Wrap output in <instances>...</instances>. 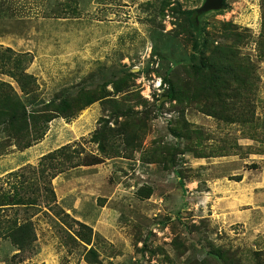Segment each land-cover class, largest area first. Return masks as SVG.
<instances>
[{"label": "rangeland", "instance_id": "1", "mask_svg": "<svg viewBox=\"0 0 264 264\" xmlns=\"http://www.w3.org/2000/svg\"><path fill=\"white\" fill-rule=\"evenodd\" d=\"M205 1L77 0L78 16L57 18L68 0H0V46L28 54L38 89L24 95L12 78L0 80L29 112L83 92L107 97L54 119L28 149L0 133V194L24 180L9 176L19 171L32 186L27 197L39 195L34 207L1 213L2 221L29 219L36 242L16 256L0 237V264H264V0H226L192 28L185 12ZM230 23L242 39L225 37ZM234 41L255 69V95L244 100L252 123L201 111L218 101L170 100L171 83L193 91L203 52ZM115 101L128 117H114ZM124 121L138 125L142 148L58 175L55 200L46 199L33 172L42 157L66 145L97 155L94 133Z\"/></svg>", "mask_w": 264, "mask_h": 264}, {"label": "trees", "instance_id": "2", "mask_svg": "<svg viewBox=\"0 0 264 264\" xmlns=\"http://www.w3.org/2000/svg\"><path fill=\"white\" fill-rule=\"evenodd\" d=\"M76 3L77 0H68L67 4L63 5V13L61 15L54 14V16L57 18L78 16ZM185 15L188 17L192 28H195L197 26L198 10L186 11ZM228 26L230 28L226 30L230 32L225 36L227 39L232 37H234L235 41L242 39V35L236 32V26L231 23ZM193 39V48L197 50L199 43L194 35ZM235 41L231 46H216L209 55L203 52L200 64L193 66V91L189 89L181 93L171 83L168 94L170 100L190 99L198 103L218 101V107L205 105L204 108H200L201 111L231 124L247 125L252 123L254 119L245 118L244 113L248 106L251 107L250 110L252 109L251 101L248 100L255 95L256 91L254 88L256 85L253 84L255 69L252 63L243 59ZM262 47L264 48V41ZM262 57L264 58V54ZM27 62L28 54H19L11 48L0 46V75L12 78L24 95H28L38 89L37 78L27 72ZM106 98V96L97 97L93 93L83 92L76 99L60 101L56 106L53 105V110H46V113H41L40 110H35L31 113L16 89L10 83L0 80V133L8 134V138H13L15 144L21 150H25L45 137L48 126L54 119L58 117L75 118L85 108L96 101H104ZM245 99L248 100L244 102ZM110 101L106 102L110 103ZM112 103L115 105L114 111L118 112L114 115L115 118L127 116L120 102L115 101ZM252 113L254 114L255 112L253 111ZM141 140L140 128L137 124L130 121H124L114 128H110L108 124L103 125L94 133L91 140L98 146L99 153L97 155L92 153L83 154L74 145H66L43 156L38 168L33 172L44 185L46 199L54 201L55 193L51 184L58 175L82 166H97L103 164L106 159L119 158L127 153L139 151L142 148ZM9 176L22 177L24 180L19 182V184H15L12 191H5L0 194V227L2 225L3 228V231L0 232V237L4 236L5 239L10 240L19 251L16 256H19L30 251L35 245L36 234L34 225L29 219L23 222H19V220L11 222L7 219L2 221L1 213L9 208L34 207L37 205L39 195L35 194L36 197L34 195L33 198L27 197V193L29 191L32 192V186L27 185L28 181L25 179L24 173L18 171L10 173ZM148 195L150 194H145V196ZM65 216L69 217L68 215ZM77 224L80 228L92 233L91 228L87 225L80 222ZM83 240L90 242V239L86 236L83 237ZM93 254L95 253L93 252Z\"/></svg>", "mask_w": 264, "mask_h": 264}, {"label": "water", "instance_id": "3", "mask_svg": "<svg viewBox=\"0 0 264 264\" xmlns=\"http://www.w3.org/2000/svg\"><path fill=\"white\" fill-rule=\"evenodd\" d=\"M226 0H206L204 5L198 9V14L220 11L224 8Z\"/></svg>", "mask_w": 264, "mask_h": 264}]
</instances>
